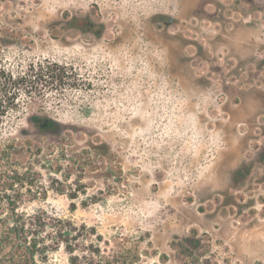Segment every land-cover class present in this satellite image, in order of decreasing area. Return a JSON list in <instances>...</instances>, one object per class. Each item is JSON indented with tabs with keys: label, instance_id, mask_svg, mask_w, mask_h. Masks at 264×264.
<instances>
[{
	"label": "rangeland",
	"instance_id": "rangeland-1",
	"mask_svg": "<svg viewBox=\"0 0 264 264\" xmlns=\"http://www.w3.org/2000/svg\"><path fill=\"white\" fill-rule=\"evenodd\" d=\"M0 69L39 76L0 124L22 211L97 261L264 264V0H0Z\"/></svg>",
	"mask_w": 264,
	"mask_h": 264
},
{
	"label": "trees",
	"instance_id": "trees-1",
	"mask_svg": "<svg viewBox=\"0 0 264 264\" xmlns=\"http://www.w3.org/2000/svg\"><path fill=\"white\" fill-rule=\"evenodd\" d=\"M68 22L76 29L97 36H101L105 29L103 24L88 16H76ZM45 75L49 76L48 73ZM38 78V74L34 73L15 76L0 69V124L11 113L19 111L23 90L26 95L33 94ZM30 120L38 129L54 127V123L47 118L31 116ZM17 188L0 187V264H50V254L61 247L68 256L69 264H82L86 260V264H111L110 261L96 260L101 255L98 245L96 247L91 243L86 247V243L81 241V238L93 234V230H89L86 225L78 227L72 221L44 210L34 213L22 211L19 202L12 196ZM55 190L64 192L65 189L60 187ZM188 242L189 237H185L183 243ZM194 243L199 244L198 241ZM183 256L186 258L187 253Z\"/></svg>",
	"mask_w": 264,
	"mask_h": 264
},
{
	"label": "flooded vegetation",
	"instance_id": "flooded-vegetation-1",
	"mask_svg": "<svg viewBox=\"0 0 264 264\" xmlns=\"http://www.w3.org/2000/svg\"><path fill=\"white\" fill-rule=\"evenodd\" d=\"M45 127L47 128V126L45 125Z\"/></svg>",
	"mask_w": 264,
	"mask_h": 264
}]
</instances>
